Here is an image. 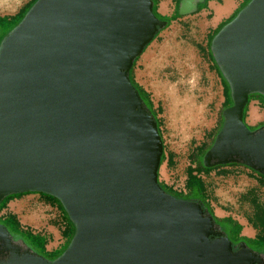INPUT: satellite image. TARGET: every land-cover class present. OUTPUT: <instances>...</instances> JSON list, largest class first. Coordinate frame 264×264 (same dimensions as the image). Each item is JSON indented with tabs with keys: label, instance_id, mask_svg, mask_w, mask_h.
I'll return each instance as SVG.
<instances>
[{
	"label": "water",
	"instance_id": "95a60500",
	"mask_svg": "<svg viewBox=\"0 0 264 264\" xmlns=\"http://www.w3.org/2000/svg\"><path fill=\"white\" fill-rule=\"evenodd\" d=\"M205 0H181L179 13ZM153 0H38L0 46V203L40 193L60 201L76 234L56 259L0 223V264H264L233 242L199 201L159 181L164 143L131 80L168 22ZM231 89L206 168L241 164L264 176V126L245 110L264 97V0L212 41Z\"/></svg>",
	"mask_w": 264,
	"mask_h": 264
},
{
	"label": "rangeland",
	"instance_id": "374dc122",
	"mask_svg": "<svg viewBox=\"0 0 264 264\" xmlns=\"http://www.w3.org/2000/svg\"><path fill=\"white\" fill-rule=\"evenodd\" d=\"M30 1L0 0V17L13 16ZM251 1H247L240 11ZM158 2V12L170 20L181 3L175 6L171 0ZM19 22L1 30L0 46ZM218 23L219 19L214 14L197 16L193 13L169 22L137 60L132 76L150 94L160 121L165 159L160 167V183L183 196L180 199L205 203L206 209L212 210L220 224L227 226L225 219L229 217L240 223L243 227L240 236L235 235L234 228L228 229L231 240H251L257 236L264 237V178L260 174L241 164L225 165L212 172L201 173L205 193L201 190L191 192L186 187L188 168L203 165L204 155L222 131L218 133L222 125L224 128L223 111L233 104L225 107L228 102L225 104L223 84L207 52L209 46H205ZM253 110L258 114L256 119L251 118ZM246 122L252 130L264 126L262 97L253 96ZM11 215L17 217L25 230L50 237L49 250L55 249L63 240L61 233L70 226L59 203L38 193L10 201L0 212V219ZM69 244L57 254L60 256ZM250 247L255 248L254 245ZM35 251L52 258L38 248Z\"/></svg>",
	"mask_w": 264,
	"mask_h": 264
},
{
	"label": "trees",
	"instance_id": "16d2710c",
	"mask_svg": "<svg viewBox=\"0 0 264 264\" xmlns=\"http://www.w3.org/2000/svg\"><path fill=\"white\" fill-rule=\"evenodd\" d=\"M38 0H31L25 7H23L17 15L13 16V17H9V16H4V17H0V26H2L3 28L5 26H14L16 25L19 21L21 22L23 20V18L25 17V15L27 14V12L32 8V6L37 2ZM154 1V13L155 15L161 19V20H164V21H168V24L169 22L171 21H174V20H177L181 17H184L183 15H180L179 13V9L176 10V15L174 17H172V19L170 20L169 18L165 17V16H162L159 12H158V5H159V2L158 0H153ZM181 1V0H180ZM204 3H198V7H197V11L195 13H199L201 10H202V5ZM240 10L236 11L229 19H227L226 21L220 23L218 25V27L214 30L212 36L210 37V39L208 40V46H209V54L211 56V58L213 59V63H214V66L216 67V71L218 72V75L219 77L221 78V81H222V84H223V90H224V94L226 95V101H225V104L227 103V105L225 107H227L228 105H230L232 102V97H231V89H230V86L228 84V82L226 81V79L224 78V76L222 75L214 57H213V54H212V51H211V46H212V41L214 39V37L220 32V30L226 25L228 24L229 22H231L238 14H239ZM26 13V14H25ZM22 19V20H21ZM19 22V23H20ZM0 27V29L2 30L3 28ZM0 30V32H1ZM161 30H159V32L155 35V38L160 34ZM154 38V39H155ZM148 47V46H147ZM146 47V48H147ZM140 58V57H139ZM138 58V59H139ZM135 61V64L137 62V60ZM135 66V65H134ZM134 69V68H133ZM133 69L131 71V80L133 82V84L135 85V87L139 90L143 100L145 101V103L148 105V107L150 108V110L152 111L153 115L156 117L157 119V122H158V126H159V130H160V121L159 119L157 118V114L155 113L154 111V107H153V103L152 101L150 100V94L142 87L140 86L138 83H136L133 79V76H132V72H133ZM253 96H259V97H262L260 95H252L250 97V101H252V98ZM264 99V97H262ZM250 103V102H249ZM161 110V107L159 106V112ZM247 112H248V106L245 110V120L247 118ZM223 128V125L222 127L220 128V130L218 131V133L222 130ZM160 134H161V131H160ZM162 136V134H161ZM164 154H163V157H162V163L164 162ZM230 165H239V164H230ZM229 166V165H228ZM220 167H223V166H218V167H214V168H206L204 167L203 165H201V167H195L193 168L192 165L188 168V178H187V183H186V187L191 191V192H195V191H199L201 190L203 193H205V187H204V183L201 179V173H209V172H212L213 170H215L216 168H220ZM256 173V172H255ZM257 174V173H256ZM261 178H264L263 175H260ZM161 184V183H160ZM162 188L172 194L174 197H176V194L174 191L171 190V188H167L165 187L163 184H161ZM26 194H31V193H25V194H17V195H12V196H9L7 197L6 199H4L1 203H0V212H2L8 205V203L10 201H12L13 199H18V198H21L23 197L24 195ZM40 194V193H38ZM42 196H44L45 198H48L49 201L53 200V201H57L60 205V207L62 208V210L65 212V214L67 215L68 219H69V229H68V233H69V237H67V244L70 243L71 239L73 238V236H75L74 234H76V227L75 225L72 223V221L70 220L68 214L66 213L65 209L63 208L62 204L60 203L59 200H57L56 198L52 197V196H49V195H46V194H40ZM180 197H183L181 195H178L176 198H179ZM205 204V203H204ZM209 211L212 213V215L214 216L215 220L217 222L218 219L215 217V215L213 214L212 210L209 209ZM1 218V217H0ZM225 222L227 223V226L224 225L225 227V230L228 232V229H232L234 228V233L235 235L238 237L240 236L241 234V231L243 229L242 225L236 221H234L233 219H231L230 217L228 219H225ZM0 223L4 224L7 226V228L9 229V231L11 232V234L14 236L15 239H18V240H23L26 242V244L31 247L34 251H35V248H38L39 250L42 251V253L44 255H50L52 256V258H49V259H56L57 256H59V254H57L59 251H52V252H47L46 250V246L48 244V240L41 234H38V233H34L33 231H30L29 229H24L23 226L21 225V223L18 221L17 217L14 216V215H11V216H8V217H5L4 219H0ZM233 225V226H231ZM75 227V228H74ZM66 230V229H65ZM247 241L249 243H251V245H254L255 248L254 249H257V250H260L262 252H264V237L263 236H257L255 237L254 239H247ZM65 245V246H66ZM64 246V247H65ZM65 251V250H64ZM63 251V252H64ZM57 254V255H56Z\"/></svg>",
	"mask_w": 264,
	"mask_h": 264
},
{
	"label": "crops",
	"instance_id": "0c3cea01",
	"mask_svg": "<svg viewBox=\"0 0 264 264\" xmlns=\"http://www.w3.org/2000/svg\"><path fill=\"white\" fill-rule=\"evenodd\" d=\"M173 1L177 6L180 3V0H171ZM249 0H205L204 3L201 7L202 10L199 13H193V15H210V14H214L216 15V17H218L219 19V23L224 22L226 19H229L236 11L240 10L241 7ZM18 13L14 14L13 16L17 15ZM11 16V17H13ZM4 17V16H3ZM217 25V27H218ZM216 27V28H217ZM215 28V29H216ZM208 46V41L206 42V45ZM207 52H209V48H207ZM258 111L260 112V107L257 106ZM254 113V115L252 114ZM251 113V118L252 119H256L258 114L256 112V110H253V112ZM254 116V118H253ZM260 120V119H259ZM258 120V121H259ZM62 237H60L61 239H63L62 241L58 242V245L55 247V249L49 250V242L46 246V250L47 252H52V251H60L67 242V237H69V233H68V229H63L62 231ZM45 237L44 234H41ZM47 240L49 239L50 241L51 238L50 237H45Z\"/></svg>",
	"mask_w": 264,
	"mask_h": 264
},
{
	"label": "flooded vegetation",
	"instance_id": "af4514ba",
	"mask_svg": "<svg viewBox=\"0 0 264 264\" xmlns=\"http://www.w3.org/2000/svg\"><path fill=\"white\" fill-rule=\"evenodd\" d=\"M0 27H2V26H0ZM2 28H3V27H2ZM0 30H1V29H0ZM262 126H263V125H262ZM256 128H258V127H256ZM195 201H199V200H195ZM199 202H201V203L203 204V207L206 208V207H205V204H204L202 201H199ZM216 222H217V221H216ZM217 223L221 226V230H222V231H225L226 234H227V236L229 237L228 232L225 230L224 225L220 224V222H217ZM229 239H230V238H229ZM230 240H231V239H230ZM231 241L233 242V246H234L235 250H238V249H239V243H241V242H245L249 247H250V245H251V243H249L247 240H244V239H237V240H231ZM250 248H252V247H250ZM252 249H254V248H252ZM254 250L259 251V252L262 253V251H260V250H257V249H254Z\"/></svg>",
	"mask_w": 264,
	"mask_h": 264
},
{
	"label": "built area",
	"instance_id": "2783aa9c",
	"mask_svg": "<svg viewBox=\"0 0 264 264\" xmlns=\"http://www.w3.org/2000/svg\"><path fill=\"white\" fill-rule=\"evenodd\" d=\"M184 192H185V193H187V191H186V190H184Z\"/></svg>",
	"mask_w": 264,
	"mask_h": 264
},
{
	"label": "bare ground",
	"instance_id": "6f19581e",
	"mask_svg": "<svg viewBox=\"0 0 264 264\" xmlns=\"http://www.w3.org/2000/svg\"><path fill=\"white\" fill-rule=\"evenodd\" d=\"M253 118H254V116H253Z\"/></svg>",
	"mask_w": 264,
	"mask_h": 264
}]
</instances>
